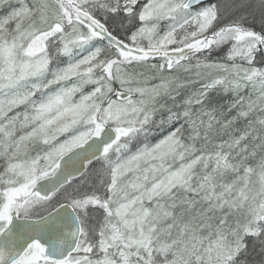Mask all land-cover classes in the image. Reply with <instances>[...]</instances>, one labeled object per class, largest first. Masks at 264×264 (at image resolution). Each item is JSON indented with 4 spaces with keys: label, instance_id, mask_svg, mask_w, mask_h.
Segmentation results:
<instances>
[{
    "label": "snow or ice",
    "instance_id": "obj_1",
    "mask_svg": "<svg viewBox=\"0 0 264 264\" xmlns=\"http://www.w3.org/2000/svg\"><path fill=\"white\" fill-rule=\"evenodd\" d=\"M0 264H264V0H0Z\"/></svg>",
    "mask_w": 264,
    "mask_h": 264
}]
</instances>
